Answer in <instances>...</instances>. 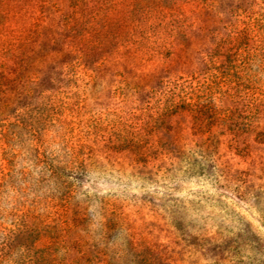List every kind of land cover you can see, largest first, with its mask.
<instances>
[{
    "label": "rangeland",
    "instance_id": "obj_1",
    "mask_svg": "<svg viewBox=\"0 0 264 264\" xmlns=\"http://www.w3.org/2000/svg\"><path fill=\"white\" fill-rule=\"evenodd\" d=\"M255 2L0 0V264H264ZM235 5L260 20L235 118L172 116L209 88Z\"/></svg>",
    "mask_w": 264,
    "mask_h": 264
},
{
    "label": "trees",
    "instance_id": "obj_2",
    "mask_svg": "<svg viewBox=\"0 0 264 264\" xmlns=\"http://www.w3.org/2000/svg\"><path fill=\"white\" fill-rule=\"evenodd\" d=\"M202 2L206 3L207 0H202ZM213 3L215 2H212L211 4L208 3L207 7L212 6ZM255 5H260V0H257V2H255ZM248 8V6H245L243 8L242 6L238 7L237 5H235V7L232 9L234 22L225 25L228 29L227 35L219 34L223 37L217 40L219 45L214 52V59L218 60L221 58L223 63L219 65L213 63L211 65V68L208 70V73L205 74V78L207 80L205 82L208 83L206 84V86L209 87L207 88L206 92L200 94L197 100H195L194 102H187L184 100H182V102L175 101L172 104H169L166 112H169V114H171L172 116L179 115V113L181 112L194 114L195 118L201 122V128H206L210 125V122H212L214 118H219L220 116H218V114H224L223 119L227 118L226 120H228L229 118H235L233 117V115H231L232 110L230 108V105L227 104V101L231 102L235 98L241 99L239 97H241L240 95L242 94L241 91L243 88H239L237 86L240 83L238 82L240 78L236 75L238 74V71L235 64L240 60V58L246 56V54L244 53L246 51V48L253 45L254 41L257 39V37L255 36V32L258 26L257 23L260 22V20L255 18V15L250 12L252 8ZM259 15L264 17L263 13ZM223 75L226 76L224 78L225 84H227V81L230 82L231 79L234 80V78L237 79V81L234 80L232 88H228L229 90H224V86L222 85L223 89L221 88V90H224L222 94L220 92L219 96H214L215 94L211 86L214 81H211L209 77L215 76L217 78ZM236 101L237 100H235V103ZM220 103L224 107H220ZM240 127V124L237 125V122L230 124V129L234 132L235 130L240 129ZM261 134H264V132H261ZM204 135L207 136L204 144L212 147L210 141L213 136L212 130H210V132L205 131ZM206 153H208V155H211V150H207Z\"/></svg>",
    "mask_w": 264,
    "mask_h": 264
}]
</instances>
